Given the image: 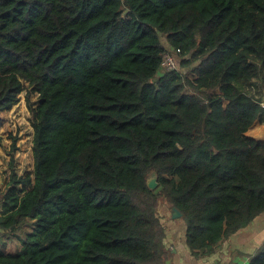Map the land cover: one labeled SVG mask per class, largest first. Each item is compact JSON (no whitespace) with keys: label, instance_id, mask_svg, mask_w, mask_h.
<instances>
[{"label":"trees","instance_id":"1","mask_svg":"<svg viewBox=\"0 0 264 264\" xmlns=\"http://www.w3.org/2000/svg\"><path fill=\"white\" fill-rule=\"evenodd\" d=\"M24 91L0 230L29 229L0 264H167L161 197L192 251L264 212V0H0V112Z\"/></svg>","mask_w":264,"mask_h":264},{"label":"crops","instance_id":"2","mask_svg":"<svg viewBox=\"0 0 264 264\" xmlns=\"http://www.w3.org/2000/svg\"><path fill=\"white\" fill-rule=\"evenodd\" d=\"M248 133L264 140V118L258 120ZM172 210L173 207L164 208L168 218L165 223L162 222L166 232L164 245L167 251V264H250L264 243L262 212L247 226L222 238L214 250L192 251L186 241V221L183 216L174 218ZM17 246L20 247L19 244Z\"/></svg>","mask_w":264,"mask_h":264},{"label":"rangeland","instance_id":"3","mask_svg":"<svg viewBox=\"0 0 264 264\" xmlns=\"http://www.w3.org/2000/svg\"><path fill=\"white\" fill-rule=\"evenodd\" d=\"M191 77L193 76L191 75ZM32 97L33 100H36L38 93H34ZM0 117V189L3 190L8 185L12 172L24 176L28 174L33 176L34 172V128L30 121L26 91L20 94V101L11 109L0 112ZM14 137L17 138V150L13 152ZM159 202V216L161 221L165 223L168 217L164 208L171 207V204L163 197L160 198ZM28 229L29 224L25 223L13 234L0 230V248L17 250V245L21 246L24 234Z\"/></svg>","mask_w":264,"mask_h":264},{"label":"built area","instance_id":"4","mask_svg":"<svg viewBox=\"0 0 264 264\" xmlns=\"http://www.w3.org/2000/svg\"><path fill=\"white\" fill-rule=\"evenodd\" d=\"M163 67L172 70L173 68L177 67V60L176 55L173 52L167 51L165 53V58L163 61ZM260 105L262 108H264V98L260 101Z\"/></svg>","mask_w":264,"mask_h":264},{"label":"water","instance_id":"5","mask_svg":"<svg viewBox=\"0 0 264 264\" xmlns=\"http://www.w3.org/2000/svg\"><path fill=\"white\" fill-rule=\"evenodd\" d=\"M147 184L151 189H155L158 186V175L156 173L150 174ZM172 215L174 218H178L182 217L183 213L177 207H173Z\"/></svg>","mask_w":264,"mask_h":264}]
</instances>
